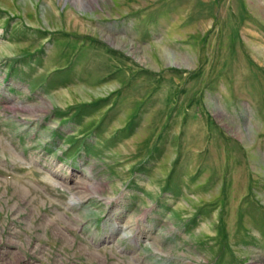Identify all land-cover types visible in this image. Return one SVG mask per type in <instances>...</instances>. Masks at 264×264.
<instances>
[{
	"label": "rangeland",
	"instance_id": "rangeland-1",
	"mask_svg": "<svg viewBox=\"0 0 264 264\" xmlns=\"http://www.w3.org/2000/svg\"><path fill=\"white\" fill-rule=\"evenodd\" d=\"M0 264H264V0H0Z\"/></svg>",
	"mask_w": 264,
	"mask_h": 264
}]
</instances>
